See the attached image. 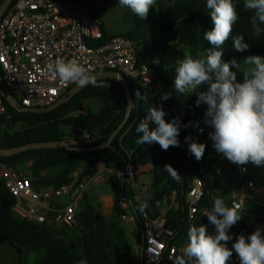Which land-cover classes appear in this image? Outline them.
I'll return each mask as SVG.
<instances>
[{
    "label": "trees",
    "instance_id": "obj_1",
    "mask_svg": "<svg viewBox=\"0 0 264 264\" xmlns=\"http://www.w3.org/2000/svg\"><path fill=\"white\" fill-rule=\"evenodd\" d=\"M5 0H0V5ZM17 0H14L12 5ZM80 1V0H79ZM91 3L92 0H81ZM102 5L91 11L92 18L103 19L116 6L117 0H100ZM237 5L238 20L233 26L231 37L223 45V59L231 61L233 58L240 63L241 75L246 67L243 60L249 55L264 57V34L253 35L250 22L252 12L243 8L244 0H234ZM123 21L133 25V28L118 36L131 40L136 47L138 63L147 64L158 74L154 91L165 93L174 85L175 67L177 61L183 59L185 52L193 58L200 59L203 45V34L211 30V17L206 7V0H180L166 10H150L146 20L134 15L130 10L124 15ZM264 28V25H261ZM158 33V36L156 35ZM104 37L99 41H89L92 47L106 45L113 37L109 36L103 26ZM243 35L245 42L250 45L244 52L233 48L232 37ZM206 51L211 45L204 39ZM158 53V60L151 58ZM130 84L133 101L129 119L112 141V148L96 152L68 151V150H31L13 157H0V165L8 166L25 172L32 179L35 187H61L71 183V174L81 170L80 180L92 176L97 171V164L103 160L108 167L123 170L129 161L128 153L138 168L137 156L147 152L144 162L150 163L154 177V194L150 200V208L160 212L171 205V197L177 193V207H171L165 216L166 228L173 232L170 246L180 247L187 242V232L191 226L205 224L208 232H214V226L209 224L207 217L202 220L189 221L187 193L189 184L196 179L204 183V194L198 203L199 210L211 209L214 202V191L219 187L209 182L207 168L217 165L223 156L218 153L213 142L209 139L212 129L204 124L203 118L206 105H195L196 94L186 100L184 96L171 97L161 100V96L144 99L138 90ZM139 93V96L137 95ZM99 99L103 107L98 114L86 108V102ZM7 117H0V148L20 147L30 143L57 142L71 140L72 132H87L88 140L78 142L77 147L91 148L107 143L114 132L118 130L128 115L129 101L122 84L110 79L97 81V85H89L76 95L70 102L58 109L45 114L22 112V107L13 108L6 101ZM163 106L167 113L166 121L178 117L182 125L192 122V126L181 127L179 147H170L162 150L159 144L152 143L139 145L136 141L139 135L136 127L148 113L150 107ZM75 115V116H72ZM199 122V128L195 123ZM150 128L156 125L149 122ZM191 136L198 143L206 145L203 159L197 161L188 151L185 137ZM227 165L234 171L247 168L250 163L242 166L231 163L226 158ZM31 166L28 167V165ZM170 164L181 175L179 181L174 180L165 170L164 165ZM62 167L63 170L55 176L50 175L53 168ZM203 168V170H202ZM80 182V181H79ZM113 189V209L110 216L104 215L99 204L84 196L81 203L82 210L78 215V223L74 233L77 238H70L66 228L53 231L48 225L31 223L19 217L15 211L16 201L7 191L0 178V245L11 244L19 256L22 248H34L41 251V255L34 264H137L134 261L126 232L119 220L126 215L121 203L130 202L133 197V188L129 182L118 177L111 179ZM96 203V204H95ZM138 220L139 210L134 208ZM156 215V214H153ZM243 218L230 229L233 240L241 233L250 235L253 230L249 227L250 219L264 223V216L242 214ZM158 264H171L168 256ZM187 264V262L185 263ZM230 264H239L236 254Z\"/></svg>",
    "mask_w": 264,
    "mask_h": 264
},
{
    "label": "built area",
    "instance_id": "obj_2",
    "mask_svg": "<svg viewBox=\"0 0 264 264\" xmlns=\"http://www.w3.org/2000/svg\"><path fill=\"white\" fill-rule=\"evenodd\" d=\"M101 5L100 0L91 3L81 0H17L9 8L0 21V73L18 106L29 109L52 106L76 85L61 83L48 70V65L57 58L75 60L90 74L118 72L144 99L153 96L158 74L147 64L138 63L136 47L131 40L117 35L101 47L89 44L91 40L99 41L104 37L103 19H94L91 15V11ZM7 116V106L0 91V117ZM71 134L70 141L85 142L89 138L85 131ZM128 158L123 170L108 167L101 160L97 171L81 180V170H76L70 176L71 183L61 187H35L25 172L4 165H0V178L16 201L14 211L19 217L31 223L46 224L53 231L66 228L72 232L89 189L103 184L106 178L126 180L133 188L131 202L140 214L142 264H158L166 256L171 264H182L177 246H170L173 232L165 226L166 214L171 207H177V193H173L168 208L153 211L143 197L138 168L129 153ZM241 173L247 175L248 169L242 168ZM262 192L255 182L245 180L240 187V196L232 201V208L240 211L245 201ZM203 194L204 183L196 179L187 193L191 222L205 218L204 210L198 209ZM121 208L130 209L129 202L121 203ZM134 214L138 219L135 211ZM127 218V214L123 216L124 220Z\"/></svg>",
    "mask_w": 264,
    "mask_h": 264
},
{
    "label": "clouds",
    "instance_id": "obj_3",
    "mask_svg": "<svg viewBox=\"0 0 264 264\" xmlns=\"http://www.w3.org/2000/svg\"><path fill=\"white\" fill-rule=\"evenodd\" d=\"M118 3L146 20L150 10L156 7L157 0H118ZM206 7L212 27L204 32V39L211 47L204 59L185 55L177 61L174 91L188 96L196 94L195 105H206L203 122L212 129L208 135L218 153L238 166L251 163L264 167V57L247 56L243 60L246 65L241 73L243 80L238 81L240 63L235 58L225 61L221 50L238 20L237 5L234 0H206ZM243 8L253 13L250 17L253 35L264 34L261 27L264 25V0H244ZM232 42L238 52L250 47L243 35L232 37ZM48 70L61 83L97 85L96 77L75 60L57 58L48 65ZM170 98L169 94L161 95V100ZM166 115L162 105L150 107L147 116L136 127V132L140 134L136 143H157L165 151L170 147H179L181 127L192 126V122L182 125L178 117L166 121ZM149 122L156 127L150 128ZM195 126L199 128V122ZM199 131L202 133L204 129L199 128ZM185 141L189 153L197 161L202 160L206 145L196 142L191 136L185 137ZM163 168L174 180L181 179L172 165L166 164ZM203 214L214 226V232L210 234L205 224L189 228L187 242L182 249L187 264H230L234 253L239 264H264V229L257 228L248 236L241 233L229 247V242L233 240L230 229L242 218L239 210L216 198L212 208L204 210Z\"/></svg>",
    "mask_w": 264,
    "mask_h": 264
},
{
    "label": "crops",
    "instance_id": "obj_4",
    "mask_svg": "<svg viewBox=\"0 0 264 264\" xmlns=\"http://www.w3.org/2000/svg\"><path fill=\"white\" fill-rule=\"evenodd\" d=\"M160 1L164 6L161 8ZM180 0H157L156 9L157 10H166L170 7H172L175 3H177ZM118 0L116 1V6L110 10L105 17L103 18L104 27L106 29V32L109 36H117L122 35L128 31H130L133 28V25L130 23H126L123 21L124 15L128 12L129 9H124L122 15H120V22L116 21L115 16H110L114 14V11L118 9L119 7ZM110 16V18H109ZM158 36V33H156ZM185 56V55H184ZM184 58V57H183ZM153 61L158 60V53L155 54L152 58ZM240 74L237 73V79L238 81L242 82L243 78H240ZM240 79V80H239ZM204 90V89H202ZM163 94H169L171 97L175 96H181V94L174 91V85L170 87L165 93L154 91L153 96H161ZM189 95V96H193ZM152 96V97H153ZM184 97H189L187 94L182 95ZM149 101V100H148ZM101 105H99L100 107ZM102 106L100 107L99 111L102 109ZM143 158H139L140 154L137 156L138 158V178L141 182L143 197L145 201L150 205V200L153 197L154 194V177L151 173V165L150 163L144 162L143 159L145 158L147 152L141 153ZM144 154V155H143ZM253 164H249L247 167L248 173L247 175H242L241 169L238 171L232 170L226 163V158H221L219 163L217 165H211L207 168V174L209 178V182L213 184L218 185V189L214 191V200L216 198L222 199L226 205L230 208H232V201L235 197L240 196V187L245 183V180L253 181L256 183V185L263 191L261 194H254L253 198L251 200L245 201L242 205V209L239 211L241 214H252V215H259L264 216V167H262L261 171L256 170L255 173H259L257 175V178H252L251 176V168L253 167ZM232 173V174H231ZM256 176V175H255ZM88 193V192H87ZM114 201L113 196L111 198H100L99 206L101 212L106 215L110 216L112 213ZM130 210L132 212V215H128V218L126 220L121 218V227L125 230L126 236L128 239V242L131 247L132 255L134 258L135 263L137 257V236L136 232H140V236L142 239V227L140 222L137 218H135L134 210L130 206ZM126 210V211H127ZM162 211V210H160ZM16 213V211H15ZM17 214V213H16ZM249 227L255 231L257 228L264 229V223H261L255 219H250L248 222ZM69 231V230H68ZM70 232V231H69ZM74 233V232H73ZM75 234V233H74ZM76 235V234H75ZM262 235H264V232H262ZM77 237V236H76ZM76 237L72 238L75 239ZM76 240V239H75ZM186 244V243H185ZM183 244L180 247H177L178 249V257L181 260L182 264H185L187 262L186 257H184L182 249L184 247ZM30 255H35L36 260L41 255V251L36 250L34 248H22L21 250V256H19V253L15 249V247L11 244H4L0 245V264H32L30 263ZM36 262V261H35ZM81 264H87V262H82ZM138 264V263H137Z\"/></svg>",
    "mask_w": 264,
    "mask_h": 264
},
{
    "label": "water",
    "instance_id": "obj_5",
    "mask_svg": "<svg viewBox=\"0 0 264 264\" xmlns=\"http://www.w3.org/2000/svg\"><path fill=\"white\" fill-rule=\"evenodd\" d=\"M14 0H5L1 5H0V21L2 19V17L6 14V12L9 10V8L11 7L12 3ZM92 75H94L97 79V81L99 80H104V79H110L115 81L116 83H120L123 85L126 95L128 97V101H129V109H128V115L126 117V119L124 120V122L121 124V126L118 128V130L116 132L113 133V135L111 136L110 140L105 143L102 144L100 146L97 147H91V148H80L77 147L78 142L77 141H57V142H39V143H30V144H26L20 147H14V148H0V157L3 158H8V157H13L16 156L18 154L27 152V151H31V150H43V149H52V150H68V151H82V152H96V151H100L106 148H112V141L119 135V133L123 130V128L125 127L128 119H129V114L131 113V109H132V105H133V101H132V97H131V90H130V84L128 82V80L121 75L118 72H114V71H100V72H96L93 73ZM89 85H91V83H89L86 86H79V85H75L73 86L66 95H64L58 102H56L54 105L49 106V107H45V108H23L22 112L25 113H34V114H45V113H50L56 109H58L59 107L63 106L64 104L70 102L76 95H78L80 92H82L86 87H88ZM0 91L2 92L3 98L5 99V101L12 106L13 108H17V102L15 100V98L8 93L4 79L0 73ZM203 170V168H202ZM193 183H190L189 186V191H191V186ZM130 206L132 207V209L134 210V205L133 202H129ZM243 218V216H242ZM241 218V219H242ZM143 234V231H142Z\"/></svg>",
    "mask_w": 264,
    "mask_h": 264
},
{
    "label": "rangeland",
    "instance_id": "obj_6",
    "mask_svg": "<svg viewBox=\"0 0 264 264\" xmlns=\"http://www.w3.org/2000/svg\"><path fill=\"white\" fill-rule=\"evenodd\" d=\"M160 6H161V8L164 6V4L161 3V1H160ZM123 11H124V9L122 8V6H119L118 9H116L114 11V14H112L110 16H115L116 17V21H118V23H119L120 22L119 21L120 18H118V17H120V15H122ZM110 16H109V18H110ZM204 46H205V42H204V34H203V45H202V47H203L202 50L203 51L201 53L200 59L206 58V51L204 50ZM184 55H188L187 51L185 52ZM240 78H243V76L241 75ZM191 98H192V96H189L187 98L185 97L186 100H189ZM102 104H103V102L101 100L94 99V100H91V101H87L85 106H86L87 110H90L94 114H98L99 113V109L102 106ZM99 105H101V106L99 107ZM72 116H75V115H72ZM1 131L2 130L0 129V133H1ZM66 131H68L69 133H75V132H72L70 128H67ZM139 158H143L142 154H140V157ZM261 169H262V167L253 166L251 168V170H250L252 178L258 179L257 178V175L259 173H255V172H256V170H260L261 171ZM62 170H63L62 167L53 168L50 171V175L51 176H55L58 173H60ZM86 196H87V199L88 200H90V201L93 200L97 204H99L101 197L102 198H105V197L106 198H111L113 196V189H112L111 180L109 178H106V180H105V182L103 184H101V185H99V186H97L95 188L89 189V191H88V193H87ZM82 203H84V202L82 201ZM82 206H83V204L80 205L79 212L82 210ZM126 214L127 215H132V212L130 210H127L126 211ZM119 220L121 221L120 217H119ZM135 233H136L137 241H138V245H137V257L138 258L136 259V262L138 264H142V261L140 260L141 254H142V251H141V241L142 240H141V236L139 234L140 232L139 231L138 232L135 231ZM69 235H70V238L76 237V235L72 231H70V234ZM30 256H31L30 257L31 258L30 259V263L34 264L35 261H36V256L35 255H30Z\"/></svg>",
    "mask_w": 264,
    "mask_h": 264
}]
</instances>
